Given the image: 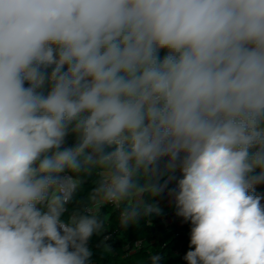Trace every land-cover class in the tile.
I'll return each mask as SVG.
<instances>
[{"label": "clouds", "instance_id": "obj_1", "mask_svg": "<svg viewBox=\"0 0 264 264\" xmlns=\"http://www.w3.org/2000/svg\"><path fill=\"white\" fill-rule=\"evenodd\" d=\"M260 185L264 0H0V264H94L165 192L186 264H264Z\"/></svg>", "mask_w": 264, "mask_h": 264}, {"label": "trees", "instance_id": "obj_2", "mask_svg": "<svg viewBox=\"0 0 264 264\" xmlns=\"http://www.w3.org/2000/svg\"><path fill=\"white\" fill-rule=\"evenodd\" d=\"M164 51H161V56ZM71 143V138H69ZM92 185L89 181L82 191L77 193V198L86 196ZM172 188V186H169ZM256 194L264 196V185L257 186ZM170 197L165 192L158 197L159 204L166 202ZM264 204V200L261 201ZM71 207V205L69 206ZM107 217L108 232L104 235H111L108 243L111 251L105 252L103 248L97 249L96 245L102 239L93 236L90 246L93 249L92 260L94 264H146L148 257L153 252H159L163 257L161 264H186L183 259L189 250L190 223L165 222L156 216L149 217L151 223L141 220L139 225H130L122 229L118 224V212L111 206L102 210Z\"/></svg>", "mask_w": 264, "mask_h": 264}, {"label": "crops", "instance_id": "obj_3", "mask_svg": "<svg viewBox=\"0 0 264 264\" xmlns=\"http://www.w3.org/2000/svg\"><path fill=\"white\" fill-rule=\"evenodd\" d=\"M169 186H174V182L172 184H170ZM160 207L163 210L162 215L158 216V219H161L167 223L175 221V222H180L181 218L177 217L175 214V206H174V201L173 199L170 197L166 202L160 204ZM171 207V210L169 211L168 208Z\"/></svg>", "mask_w": 264, "mask_h": 264}, {"label": "rangeland", "instance_id": "obj_4", "mask_svg": "<svg viewBox=\"0 0 264 264\" xmlns=\"http://www.w3.org/2000/svg\"><path fill=\"white\" fill-rule=\"evenodd\" d=\"M174 186H175V182H174ZM174 186H173V187H174ZM168 210L170 211V210H171V207H169ZM156 217H158V216H156Z\"/></svg>", "mask_w": 264, "mask_h": 264}]
</instances>
